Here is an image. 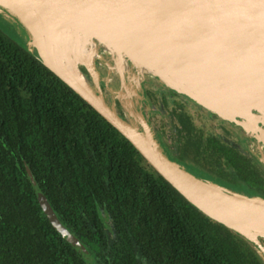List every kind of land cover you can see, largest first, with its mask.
I'll return each instance as SVG.
<instances>
[{
	"label": "trees",
	"instance_id": "16d2710c",
	"mask_svg": "<svg viewBox=\"0 0 264 264\" xmlns=\"http://www.w3.org/2000/svg\"><path fill=\"white\" fill-rule=\"evenodd\" d=\"M176 116L178 161L188 158L197 172L264 197L256 160L186 112ZM26 165L93 264H264L247 240L153 169L36 51L0 30V264H91L44 213Z\"/></svg>",
	"mask_w": 264,
	"mask_h": 264
},
{
	"label": "water",
	"instance_id": "95a60500",
	"mask_svg": "<svg viewBox=\"0 0 264 264\" xmlns=\"http://www.w3.org/2000/svg\"><path fill=\"white\" fill-rule=\"evenodd\" d=\"M25 5L54 6L70 11L86 12L89 10L88 12L93 11L104 14L109 18L137 20V23L155 26L156 30L153 28L151 32L162 33L166 36L167 31L171 30L182 33H208L219 35V37H228V34H230L240 40V38L248 39L252 36H264V0H0V12L8 15L23 27L30 39L29 45L36 49L42 63L51 72L128 139L150 166L199 211L247 240L264 261V231H259L255 223H250L254 219L264 220V197L239 193L214 178L196 173L188 165L167 155L143 114L137 118V123H132L123 118L116 108L107 102L103 95L100 76L94 62L95 55L91 65L78 63L74 68L76 72H73L74 74L55 61L43 41L42 34L31 28L16 13L17 9H23ZM134 30L138 29L134 28ZM96 40L109 48L113 56H118L121 72L124 57H127L133 65L142 70L141 66L131 56L124 52H118L106 40L99 37L93 40L95 54L97 53ZM82 67L93 79L95 88L90 86ZM143 72H149L157 76L171 89L190 97L210 112L242 126L264 144V120L261 119L264 109L262 106L260 107V104L251 106L247 109L246 114L223 113L212 108L211 101L205 99L202 94L184 87H178L159 73ZM261 97L263 98L259 97L257 101L264 103V96ZM252 98L254 99L250 100L251 102L257 99L255 96ZM244 122H250L255 130L250 131L246 128ZM26 169L36 188L38 201L53 226L76 247L84 258L93 264L94 260L88 248L59 219L56 211L49 204L36 183L30 167L26 165ZM206 192L225 198L232 205L233 211L222 213L208 204L202 197L203 193ZM243 214L247 216V220L242 219L241 215Z\"/></svg>",
	"mask_w": 264,
	"mask_h": 264
},
{
	"label": "bare ground",
	"instance_id": "6f19581e",
	"mask_svg": "<svg viewBox=\"0 0 264 264\" xmlns=\"http://www.w3.org/2000/svg\"><path fill=\"white\" fill-rule=\"evenodd\" d=\"M88 11L25 5L16 13L42 34L55 61L71 73L78 63L92 64L93 40L99 37L118 52L131 56L143 71L159 73L178 87L202 94L216 110L246 114L247 109L259 104L264 109V103L257 101L264 96V36L237 40L230 34L219 37L171 30L166 36L151 32L156 30L155 26L137 20L109 18ZM124 69L122 63V73ZM253 96L257 99L251 102ZM261 119L264 120V114ZM244 124L250 131L255 130L250 122ZM202 197L222 213L233 211L225 198L208 192ZM241 217L248 219L245 214ZM250 223L264 231V220L254 219Z\"/></svg>",
	"mask_w": 264,
	"mask_h": 264
},
{
	"label": "flooded vegetation",
	"instance_id": "af4514ba",
	"mask_svg": "<svg viewBox=\"0 0 264 264\" xmlns=\"http://www.w3.org/2000/svg\"><path fill=\"white\" fill-rule=\"evenodd\" d=\"M82 69L89 80H91L92 78L89 73L84 70V68ZM130 72H136L139 75L141 74L140 87L142 89L141 93L143 98L139 101L140 110L143 112L151 106H159L162 104L163 109H166L167 111L166 114L163 113V115H160L159 118H155V115L153 116L152 114L148 115L147 118L154 135L161 143L164 151L171 158H174L177 161L179 160L177 145L178 135L176 128V125L179 124L176 116L177 113L186 112L190 115L193 122L197 126L201 127L204 131L214 132L221 139L228 142H230L229 140L234 137L232 128L233 126L237 127L235 123L224 120L217 114L208 111L190 97L165 86L162 81L154 76L144 72L141 73L132 64H130ZM129 73L119 76V86L122 89L121 91L124 95L123 98L116 96L113 103L110 104L108 98L106 97L107 102L114 106L117 112L127 120L133 116L132 113H134V108L136 107L134 99L135 97L137 98L138 94V92L134 90L135 86L131 83L132 80L130 79ZM100 83L102 91H105L106 86L104 82L100 81ZM129 90H132V92ZM170 131L173 132V141H170ZM261 148L264 151V146L261 145ZM180 162L193 167V169L195 168L193 162L188 158H184V160H180Z\"/></svg>",
	"mask_w": 264,
	"mask_h": 264
},
{
	"label": "rangeland",
	"instance_id": "374dc122",
	"mask_svg": "<svg viewBox=\"0 0 264 264\" xmlns=\"http://www.w3.org/2000/svg\"><path fill=\"white\" fill-rule=\"evenodd\" d=\"M0 30L2 32H4L6 35L16 39L19 42H21L23 45L28 46L31 50L36 51V49L33 46L29 45L30 39L28 37L27 32L23 29V27L20 24H18L15 20L10 18L8 15L2 14L1 12H0ZM95 42H96V46H97V53L94 56V62H95L96 69H97L99 76H100V81L104 82V84L106 86V88H105L106 90L103 91V95L105 96V98L106 97L108 98V100L111 104V103H113L114 98L116 96H119L121 98H123V96H124L122 94V91H121L122 89L119 86L120 85L119 76L122 75L123 73L120 70L119 64H117L119 61L118 56L117 55L113 56L110 49L107 48L106 46H104L98 40H96ZM36 53H37V51H36ZM124 64H125V69H124L125 73L124 74H127L130 72V64H132V62L127 57H124ZM133 66L136 67L135 65H133ZM136 69L138 71H140L141 73L143 72L139 67H136ZM144 73L150 74V75L154 76L155 78L159 79L157 76H155L149 72H144ZM129 74H130L129 75L130 79L132 80V81L131 80L130 81H131L132 85L135 86L134 90H136L138 92V94H137V98L135 97V99H134V101H135L134 104L136 105V107L134 108L135 111H134V113H132L133 116L131 118H129L128 121H130L132 123H137V118L141 114H143L146 121H148V118H147L148 115L152 114L153 116L155 115L154 116L155 118H159V116L163 115V113L166 114L167 111H166V109H163L162 104H160L159 106L158 105L157 106H151L143 112L140 110V106H139L140 102L139 101L141 98H143L142 93H141L142 89L140 87V79H141L140 75L141 74L139 75L136 72H134V73L130 72ZM88 80H89V78H88ZM162 83L165 86L169 87L164 81H162ZM89 84H90V86L95 88V83L92 79L89 80ZM136 85H137V87H136ZM129 91L132 92V90H129ZM200 106H202V105H200ZM202 107L205 108L204 106H202ZM205 109H207V108H205ZM232 129H233V133H234L235 138H232L229 141L231 143L236 144L238 147H240L245 153H247L254 160H256L260 164V166L264 169V151L261 148V145L264 146V144L261 141H258V139L255 137L254 134L245 130L242 126H239V127H238V125H237V127L233 126ZM169 133H170V141H173V138H172L173 132L170 131ZM172 159H174V158H172ZM189 167L192 170H194L196 173H198L202 176H207L205 174L197 172L195 170V168L193 169V167H191V166H189ZM207 177H209V176H207ZM229 187H231L233 190H235L239 193H243V194L250 195V196L253 195V194L248 193L246 190H244L243 184H235V185L229 186Z\"/></svg>",
	"mask_w": 264,
	"mask_h": 264
}]
</instances>
